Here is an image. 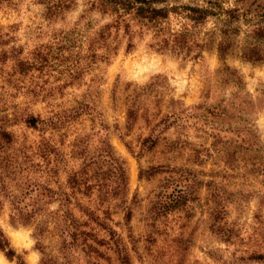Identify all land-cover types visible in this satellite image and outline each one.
<instances>
[{"label":"trees","instance_id":"16d2710c","mask_svg":"<svg viewBox=\"0 0 264 264\" xmlns=\"http://www.w3.org/2000/svg\"><path fill=\"white\" fill-rule=\"evenodd\" d=\"M11 1L0 0V7ZM20 2L39 6L46 27L50 28L39 29L44 42L34 44L23 56L18 55V72L25 75L53 69L59 75L64 74L57 87L39 85L38 90H30L32 97L58 86L71 85L95 64H107L121 44L127 51L133 48L134 39L145 36H148V46L176 56L196 58L201 50L213 49L222 63L230 55L249 64L264 63V10H239L226 6L221 0H205L202 4L180 0H18ZM77 4L81 10L76 20L66 27L52 26ZM20 51L19 47L18 54ZM217 70L225 72L236 86L242 84L236 69L222 64ZM160 84L156 75L125 95V119L121 125L128 133L140 121L148 131L139 139V153L152 151L159 157L138 172V178L145 179L162 175L149 202L150 218L190 209L189 202L203 186L209 190L214 204L209 228L227 241L230 233L220 222L224 210L212 181L200 178L203 172L193 167L200 165L210 150L201 145L192 146L186 139L187 130L191 128L212 138V145L226 144L225 168L231 171L242 168L247 174L259 175L260 183H264V144L259 143L249 125L228 121L224 124L225 119L232 117L229 110L237 109L243 101L186 107L170 100L167 110L161 113L156 100H149ZM86 109L88 103L78 101L68 111H50L44 117L38 113H22L19 122L23 128L37 132L31 140L16 133L15 112L10 116L0 113V208L3 202L7 203L10 224L33 225L35 246L42 254L40 238L51 226V231L60 238L62 254L79 250L92 264H132L120 238L115 239L110 248L95 236L100 221L107 218V212L99 208L101 202H115L124 210V219L129 217L127 176L122 160L112 154L108 142L101 141L102 148L96 154L89 152L88 142H64L70 120ZM169 129L173 130L172 138H166ZM220 131L226 133L225 138L221 139ZM126 148L131 152L127 145ZM179 159L184 162H178ZM76 161L79 162L76 164ZM101 247L111 252H101ZM0 251L15 264H26L9 246L1 228ZM248 257L260 260L263 254L251 253ZM40 259L45 264V259Z\"/></svg>","mask_w":264,"mask_h":264},{"label":"rangeland","instance_id":"374dc122","mask_svg":"<svg viewBox=\"0 0 264 264\" xmlns=\"http://www.w3.org/2000/svg\"><path fill=\"white\" fill-rule=\"evenodd\" d=\"M180 1L202 4L205 0ZM221 1L239 10H264V0ZM80 10L77 4L52 26L70 25ZM40 12L39 6L18 3V0L0 7V113L10 116L15 112L18 117V124L14 126L16 133L31 140L37 132L23 128L19 122L22 113H38L44 117L50 111H68L78 101L88 103L85 113L70 120L64 142H88L87 149L94 154L102 148L101 141L108 142L112 154L122 160L127 176L126 201L130 207L129 217L125 220L124 210L115 202H101L99 208L107 212V218L102 219L96 228L97 239L104 242V246L113 248V241L120 238L127 247L132 264H264V183L259 181L261 176L247 174L242 168L227 170L224 163L226 144L212 145V138L190 128L187 141L192 146L201 145L210 150L206 159L193 167L203 172L200 178L212 181L224 210L220 222L230 237L224 241L219 233L209 228L214 204L209 190L203 186L189 202L190 209L151 219L149 202L162 175L145 179L138 178V172L159 157L152 151L139 153V139L148 131L140 121L128 133L121 128L125 119V95L157 75L161 86L149 100H156L161 113L167 110L170 100L186 107L241 100L243 103L238 105L239 109L229 108L232 117L225 119L224 124L227 121L247 124L254 130L259 143L264 144V63L249 64L234 55L227 56L222 63L213 49L201 50L196 58L176 56L148 46V36H145L134 39L130 50L126 51L121 44L107 64H95L71 85L58 86L32 97L30 90H38L39 85L57 87L64 77L53 69L36 70L25 75L18 72V55L23 56L34 44L44 42L45 37L38 33L39 29L50 28L46 27ZM93 18L101 23L97 16ZM19 47L22 49L20 54ZM222 64L236 69L242 84L236 86L225 72H218ZM225 135L220 131L221 139ZM173 136V130L169 129L166 138ZM236 155L239 159V153ZM0 228L9 246L26 264H42V257L45 264H92L79 250L67 254L59 252L60 238L51 231V226L40 238L43 254L40 253L32 236L33 225L10 224L6 202L0 208ZM100 250L111 252L103 247ZM251 253L263 254V257L253 260L248 257ZM0 264L15 262L0 251Z\"/></svg>","mask_w":264,"mask_h":264}]
</instances>
